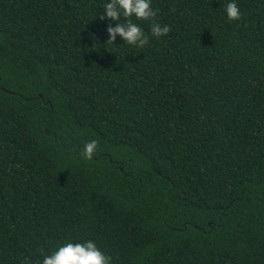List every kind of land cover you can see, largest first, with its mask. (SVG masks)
<instances>
[{
	"label": "trees",
	"instance_id": "16d2710c",
	"mask_svg": "<svg viewBox=\"0 0 264 264\" xmlns=\"http://www.w3.org/2000/svg\"><path fill=\"white\" fill-rule=\"evenodd\" d=\"M103 2L0 0V264H264V0H152L142 49Z\"/></svg>",
	"mask_w": 264,
	"mask_h": 264
},
{
	"label": "clouds",
	"instance_id": "9594fccd",
	"mask_svg": "<svg viewBox=\"0 0 264 264\" xmlns=\"http://www.w3.org/2000/svg\"><path fill=\"white\" fill-rule=\"evenodd\" d=\"M220 9L224 18L229 21H239L241 10L237 0H221ZM157 9L152 6V0H104L102 13L98 18L101 22L108 20L106 27L107 40L103 46H113L119 38L118 46H130L142 49L149 42V36L139 22L148 21L153 38L166 36L170 27L155 20ZM97 13L95 14V19ZM95 40V37H93ZM97 141L90 140L83 145L82 154L85 159H91L97 151ZM38 264H112L109 255L103 252L91 239L83 242L68 240L58 244L53 251L41 253Z\"/></svg>",
	"mask_w": 264,
	"mask_h": 264
},
{
	"label": "water",
	"instance_id": "95a60500",
	"mask_svg": "<svg viewBox=\"0 0 264 264\" xmlns=\"http://www.w3.org/2000/svg\"><path fill=\"white\" fill-rule=\"evenodd\" d=\"M39 97H41V95H39Z\"/></svg>",
	"mask_w": 264,
	"mask_h": 264
}]
</instances>
